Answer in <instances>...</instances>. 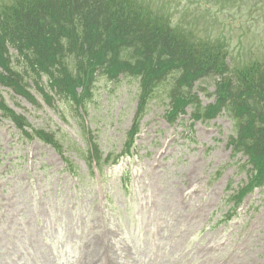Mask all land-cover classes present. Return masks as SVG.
<instances>
[{"label":"rangeland","instance_id":"rangeland-1","mask_svg":"<svg viewBox=\"0 0 264 264\" xmlns=\"http://www.w3.org/2000/svg\"><path fill=\"white\" fill-rule=\"evenodd\" d=\"M144 1L178 24L182 35L194 41H226L238 62L264 61V0ZM3 3L10 0H0ZM100 85L88 120L102 151L119 154L136 110L137 86L125 82L108 96V86ZM5 96L17 112L32 110L25 116L36 127L58 133L82 177L64 170V161L51 147L24 140L13 147H20V156L31 152L35 162L31 175L24 170L20 174L21 192L8 194L0 187V264H71L73 252L64 246L72 241L68 234L75 233L87 247L74 264H264L260 191L247 203L251 211L244 206L231 224L209 230L219 216L209 221L212 212L224 205L227 179L240 182L245 177L231 164L225 142L231 134L228 119L196 123L191 131L193 122L186 117L184 126L175 129L162 117L165 103L160 93L144 120L135 156L105 166L104 177L95 164V175L85 166L89 136L81 134L76 114L68 107L64 121L58 107L34 112L30 103L15 98L18 106ZM203 101L211 102L206 97ZM7 123L0 124L7 135L4 142L14 137ZM222 165L224 176L212 184ZM119 180L129 181V189ZM128 226L138 227L136 241L127 235ZM126 237L130 248L122 245Z\"/></svg>","mask_w":264,"mask_h":264},{"label":"trees","instance_id":"trees-1","mask_svg":"<svg viewBox=\"0 0 264 264\" xmlns=\"http://www.w3.org/2000/svg\"><path fill=\"white\" fill-rule=\"evenodd\" d=\"M116 5L123 9L114 14ZM131 6H127L122 1L116 2V0H63L61 3L48 0L38 5L36 11L29 12L21 6L15 7L11 13L6 12L0 15V66L5 68V63L1 58L6 46L17 44L14 37L22 38V35L16 32L5 36L3 34L6 24L11 20H16L21 21L25 29L33 30L26 35L32 43H20V46L29 48L31 55L37 57L40 64H43V61H49L51 54L66 56L68 61L80 58L74 64L67 63L60 66V69L73 82L76 81V74L82 69L80 54L82 58H85L82 60L83 64L86 65L92 58L100 56L103 58L102 62L105 67L121 62L124 57L128 58L131 67L140 66L145 69V61L153 58L152 69L157 70L159 62L157 56H153V45L157 41L155 37L158 33L151 30L152 27L148 21L141 16V11ZM123 13L125 20L119 22L115 16L122 17ZM117 29L120 30L119 36L116 35L118 34ZM171 37H173L172 34L166 32L164 41ZM121 39L125 40L124 44H132L133 49L126 51L123 46L117 44L122 43ZM50 40L55 41L56 48L49 46ZM57 66L59 67L58 64ZM3 80V76L0 75V81ZM228 87L231 97H238L240 103L243 102L242 90L264 100V71L259 70L258 67L242 71ZM243 125L245 123H239V129ZM251 130L255 132L256 127L253 126ZM259 130V136L263 139V115L259 117ZM257 147L260 148V144ZM258 155L259 158L264 156Z\"/></svg>","mask_w":264,"mask_h":264}]
</instances>
